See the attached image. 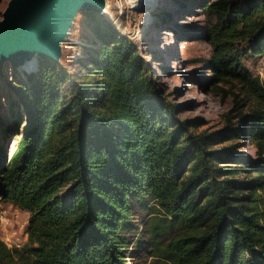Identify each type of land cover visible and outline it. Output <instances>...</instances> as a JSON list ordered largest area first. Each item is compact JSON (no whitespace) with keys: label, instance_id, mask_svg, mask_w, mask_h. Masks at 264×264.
<instances>
[{"label":"trees","instance_id":"trees-1","mask_svg":"<svg viewBox=\"0 0 264 264\" xmlns=\"http://www.w3.org/2000/svg\"><path fill=\"white\" fill-rule=\"evenodd\" d=\"M207 9L216 17L205 32L211 84L240 108L257 102L240 125L190 134L139 47L108 21L92 25V83H69L62 65L39 58L11 85L23 126L0 121V201L30 216L21 249L0 240V264H128L135 202L163 214L154 215L152 237L166 264H264V81L243 63L264 56V0H215ZM9 134L18 139L10 156ZM245 137L260 159L209 149Z\"/></svg>","mask_w":264,"mask_h":264},{"label":"rangeland","instance_id":"rangeland-1","mask_svg":"<svg viewBox=\"0 0 264 264\" xmlns=\"http://www.w3.org/2000/svg\"><path fill=\"white\" fill-rule=\"evenodd\" d=\"M10 1L0 0V20ZM213 1L215 0H137L135 8H129L127 0H108L109 14L76 10L70 30L61 41L62 54L59 62L50 60L68 71L69 83L74 80L92 83L95 75L91 61L96 57L97 49L92 37V25L108 21L139 47L140 55L148 66L147 74L161 90L160 94L181 105L177 112L181 120L191 121L188 124L190 134H212L240 125V116L248 114L257 102L251 97L248 104L240 108L232 95L224 96L210 82L212 71L209 59L213 46L207 40L205 32L216 21L215 15L207 9ZM165 14L167 16L162 19L161 16ZM248 45L244 43L245 47ZM243 63L254 76H259L264 81V75L261 74L264 72V56L250 55L243 59ZM18 67L5 62L0 71V121L8 125L11 131L23 126L16 124L18 106L11 85L22 76V72H30L27 68L21 69L23 66ZM223 86L230 87L228 84ZM231 89L239 91L240 87ZM22 120L23 118L21 123ZM17 141L14 134L3 139L9 156L16 148ZM227 148L242 152L252 160L260 159L258 148L249 137L216 142L209 147L216 151ZM218 165L233 166L228 162H219ZM237 177L245 179L249 175L244 172ZM258 194L264 211V189H259ZM134 205L133 227L127 233L131 240L127 252L128 264H166L156 256L158 250L152 237V224L156 221L154 215L163 217V214L152 213L140 202H135ZM29 216V211L0 201V240L7 248L21 249L28 241ZM163 221L165 220H159L161 223ZM172 235L167 231L160 238V246H166Z\"/></svg>","mask_w":264,"mask_h":264},{"label":"water","instance_id":"water-1","mask_svg":"<svg viewBox=\"0 0 264 264\" xmlns=\"http://www.w3.org/2000/svg\"><path fill=\"white\" fill-rule=\"evenodd\" d=\"M97 3L98 0H11L9 11L0 20V71L6 59L15 65L36 51L41 58L59 62L57 42L71 26L75 11L99 10ZM37 67L35 62L29 71Z\"/></svg>","mask_w":264,"mask_h":264},{"label":"bare ground","instance_id":"bare-ground-1","mask_svg":"<svg viewBox=\"0 0 264 264\" xmlns=\"http://www.w3.org/2000/svg\"><path fill=\"white\" fill-rule=\"evenodd\" d=\"M97 5V8H99V10H95V11H97L98 13H103V14H106V13H108V0H98V3L96 4ZM136 5V4H135ZM9 11V6H8V8L6 9V13ZM5 13V14H6ZM5 14H4V16H5ZM109 14V13H108ZM4 16H3V18H4ZM2 18V19H3ZM70 23H72V20L70 19ZM70 25V24H69ZM69 30H70V27H67V29H66V33L62 36V38L64 37V36H66L67 34H68V32H69ZM61 38V39H62ZM60 39V40H61ZM60 40H58V42H57V46H58V53H57V59L58 60H60V57H61V54H62V47H61V41ZM36 57L38 58V57H40L41 58V56H40V54H39V52H34V54L33 55H31V56H27V57H24L20 62H18L17 64H15L14 65V63L12 62V61H9V60H5V62H11L12 64H13V66H16V67H18V66H25V68H27L28 70H29V68L31 67V66H33L34 64H35V62H37V59H36ZM28 61H30V62H28ZM5 62L2 64V67H3V65L5 64ZM28 62V63H27ZM19 68V67H18ZM2 69V68H1Z\"/></svg>","mask_w":264,"mask_h":264},{"label":"clouds","instance_id":"clouds-1","mask_svg":"<svg viewBox=\"0 0 264 264\" xmlns=\"http://www.w3.org/2000/svg\"><path fill=\"white\" fill-rule=\"evenodd\" d=\"M137 0H127V3L130 5V6H135Z\"/></svg>","mask_w":264,"mask_h":264},{"label":"built area","instance_id":"built-area-1","mask_svg":"<svg viewBox=\"0 0 264 264\" xmlns=\"http://www.w3.org/2000/svg\"><path fill=\"white\" fill-rule=\"evenodd\" d=\"M127 6H128L129 8H135L136 5H135V6H130V5L127 3ZM261 74L264 75V72L262 71Z\"/></svg>","mask_w":264,"mask_h":264}]
</instances>
